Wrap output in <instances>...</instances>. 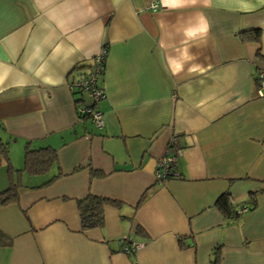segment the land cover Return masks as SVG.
Masks as SVG:
<instances>
[{
  "label": "crops",
  "instance_id": "0c3cea01",
  "mask_svg": "<svg viewBox=\"0 0 264 264\" xmlns=\"http://www.w3.org/2000/svg\"><path fill=\"white\" fill-rule=\"evenodd\" d=\"M150 1L0 0V138L17 169L26 144L55 150L0 205V264H264V0ZM103 47L97 127L70 83ZM172 136L180 177L157 179ZM223 192L247 209L226 217ZM88 193L119 205L82 230Z\"/></svg>",
  "mask_w": 264,
  "mask_h": 264
},
{
  "label": "trees",
  "instance_id": "16d2710c",
  "mask_svg": "<svg viewBox=\"0 0 264 264\" xmlns=\"http://www.w3.org/2000/svg\"><path fill=\"white\" fill-rule=\"evenodd\" d=\"M261 28L254 27L250 29L241 30L239 36L244 41H256L261 39ZM93 59L89 69L82 73L88 74L93 70ZM101 72V71H100ZM99 76H97L98 78ZM78 99L75 101L77 102ZM83 117V116H82ZM85 117V116H84ZM55 160V150L50 146L43 147H30L26 144L23 153V166L22 168H14L9 158V150L7 143L0 138V164L5 163L8 185L0 191V205L5 203L16 201L19 195L20 187L22 186L20 181V175L22 171H26L30 174H40L49 170ZM170 169V170H169ZM168 169V174L162 178H179L180 174L177 171L176 163L171 164ZM177 172V173H174ZM93 176H101L102 172L98 170L92 171ZM264 191V187H260L256 191L250 192L251 199L255 202V194ZM77 208L79 211L81 229L86 230L93 227H99L104 223L103 207L106 203L119 205L118 201L110 200L91 193L86 194L83 197L76 199ZM215 206L226 216L233 217L237 215L234 211V207L230 201L229 193H221L215 200ZM135 229L139 231V226L135 225ZM120 240H126L120 239ZM128 241V240H127ZM12 243V237L7 235L0 229V245H10ZM133 252V251H132ZM131 253V252H130ZM128 253V254H130ZM219 255L215 253L211 264H218Z\"/></svg>",
  "mask_w": 264,
  "mask_h": 264
},
{
  "label": "built area",
  "instance_id": "2783aa9c",
  "mask_svg": "<svg viewBox=\"0 0 264 264\" xmlns=\"http://www.w3.org/2000/svg\"><path fill=\"white\" fill-rule=\"evenodd\" d=\"M151 8L155 9L157 6V0L150 1ZM106 49L103 47L93 58V70L86 75H80L70 83V88L73 93L88 94L91 99V104L84 102L83 98H79L76 102V110L80 119L84 116H89L91 121L97 126L103 125L102 113L100 110L94 107V103L104 96L103 90L97 85V76H99L104 68ZM101 71V72H100ZM257 81L261 86H264V71L257 73ZM83 116V117H82ZM179 150V146L176 143L175 136H172L167 143L166 153L157 160L156 163V178L162 179L168 174V169L171 164L176 163V154ZM170 170V169H169ZM176 173V172H174ZM247 209L244 205H237L234 207L236 213L244 212ZM124 239V238H121ZM121 243H127L126 240H120ZM139 243L125 244L123 251L130 253L139 247Z\"/></svg>",
  "mask_w": 264,
  "mask_h": 264
},
{
  "label": "rangeland",
  "instance_id": "374dc122",
  "mask_svg": "<svg viewBox=\"0 0 264 264\" xmlns=\"http://www.w3.org/2000/svg\"><path fill=\"white\" fill-rule=\"evenodd\" d=\"M22 182L24 183V181L22 180Z\"/></svg>",
  "mask_w": 264,
  "mask_h": 264
}]
</instances>
